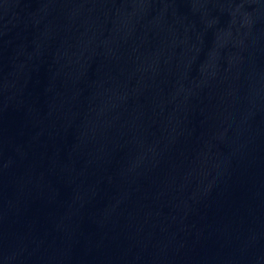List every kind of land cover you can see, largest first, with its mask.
<instances>
[{
    "label": "water",
    "instance_id": "obj_1",
    "mask_svg": "<svg viewBox=\"0 0 264 264\" xmlns=\"http://www.w3.org/2000/svg\"><path fill=\"white\" fill-rule=\"evenodd\" d=\"M0 264H264V0H0Z\"/></svg>",
    "mask_w": 264,
    "mask_h": 264
}]
</instances>
